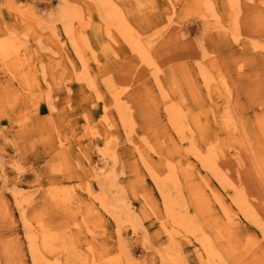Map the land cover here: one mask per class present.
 <instances>
[{
  "label": "rangeland",
  "instance_id": "1",
  "mask_svg": "<svg viewBox=\"0 0 264 264\" xmlns=\"http://www.w3.org/2000/svg\"><path fill=\"white\" fill-rule=\"evenodd\" d=\"M104 1L0 0V264H264V0Z\"/></svg>",
  "mask_w": 264,
  "mask_h": 264
},
{
  "label": "bare ground",
  "instance_id": "2",
  "mask_svg": "<svg viewBox=\"0 0 264 264\" xmlns=\"http://www.w3.org/2000/svg\"><path fill=\"white\" fill-rule=\"evenodd\" d=\"M100 2L99 3H101V4H98V5H103V6H105V1L104 0H99ZM97 2H98V0H97ZM97 2L95 3L96 5H97ZM107 4V3H106ZM98 5H97V8H100V7H98ZM102 9V8H101ZM105 15H106V17L110 20L109 22H107V25H111V26H114V27H119V30L121 31V30H123V32H124V34H122L123 36H128L129 37V34H130V29H129V27L127 26V25H125V23L123 22V20H122V16L116 11V8H115V6H109L108 5V7H107V9H106V13H105ZM107 21V20H106ZM136 39V38H135ZM133 41H134V39H133ZM140 42V41H139ZM131 44V43H130ZM133 44H135V42L134 43H132V45ZM137 44H139V43H137ZM141 46V45H140ZM139 45H138V47L137 48H139L140 47ZM133 47H135V46H133ZM207 158H205L204 160H206ZM162 182V181H161ZM163 184V183H162ZM160 185V184H159ZM178 187V186H177ZM176 204V203H175ZM178 205V204H177Z\"/></svg>",
  "mask_w": 264,
  "mask_h": 264
}]
</instances>
